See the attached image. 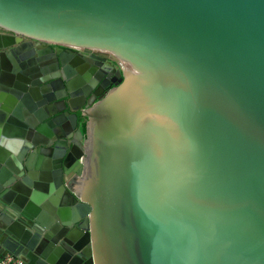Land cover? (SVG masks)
<instances>
[{"label": "water", "instance_id": "obj_1", "mask_svg": "<svg viewBox=\"0 0 264 264\" xmlns=\"http://www.w3.org/2000/svg\"><path fill=\"white\" fill-rule=\"evenodd\" d=\"M0 29V256L264 264V0H0Z\"/></svg>", "mask_w": 264, "mask_h": 264}, {"label": "flooded vegetation", "instance_id": "obj_2", "mask_svg": "<svg viewBox=\"0 0 264 264\" xmlns=\"http://www.w3.org/2000/svg\"><path fill=\"white\" fill-rule=\"evenodd\" d=\"M0 33H3V31H0ZM32 47H34V45ZM52 47H54V46H52ZM64 51L66 52L67 50L64 49ZM32 58L33 57L30 56L27 59H25V61L27 62L29 59H32ZM85 63L87 65L86 72L87 73L91 72V75H92L93 79L95 80V83L98 82V85H100L101 83L104 82V84L106 85L105 87L102 86V87H104V91H106L110 87H113V85L111 84L112 83L111 79L115 78V74H114L113 70H114V68L118 67L116 64L112 63L110 70H106L103 73H100L101 69L98 66H96L94 63H91L89 60L85 61ZM64 72L67 73L68 71L67 72L64 71ZM84 123H85V119L84 118H79L78 119V128L81 131H83L82 129L84 127Z\"/></svg>", "mask_w": 264, "mask_h": 264}, {"label": "built area", "instance_id": "obj_3", "mask_svg": "<svg viewBox=\"0 0 264 264\" xmlns=\"http://www.w3.org/2000/svg\"><path fill=\"white\" fill-rule=\"evenodd\" d=\"M0 264H26V262L12 255L7 254L4 256H0Z\"/></svg>", "mask_w": 264, "mask_h": 264}, {"label": "rangeland", "instance_id": "obj_4", "mask_svg": "<svg viewBox=\"0 0 264 264\" xmlns=\"http://www.w3.org/2000/svg\"><path fill=\"white\" fill-rule=\"evenodd\" d=\"M0 31H2V29H0Z\"/></svg>", "mask_w": 264, "mask_h": 264}, {"label": "trees", "instance_id": "obj_5", "mask_svg": "<svg viewBox=\"0 0 264 264\" xmlns=\"http://www.w3.org/2000/svg\"><path fill=\"white\" fill-rule=\"evenodd\" d=\"M83 130V129H82Z\"/></svg>", "mask_w": 264, "mask_h": 264}]
</instances>
